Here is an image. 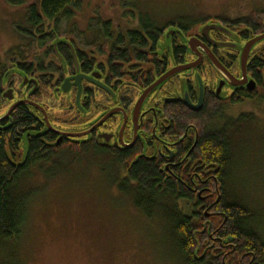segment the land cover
<instances>
[{"label":"flooded vegetation","instance_id":"obj_1","mask_svg":"<svg viewBox=\"0 0 264 264\" xmlns=\"http://www.w3.org/2000/svg\"><path fill=\"white\" fill-rule=\"evenodd\" d=\"M224 19L228 18H208L185 28L173 23L155 44L142 30L148 44L135 61H120L121 69L111 62L110 48L133 49L128 45L129 31L137 28L126 34L111 30L108 36L102 30L94 36L95 45L68 35H44L52 42L48 47L53 58L48 59L49 55H39L38 41L21 42L8 57L10 48L0 71V152L11 153L12 144H18L17 157L27 162L34 144L49 150H90L118 165L121 180L144 160L158 167L164 181L192 184L188 189L194 195H219L215 175L192 156L202 135L203 116L216 106H223L224 112L227 105L254 100L264 106V39L249 51L245 73L242 69L246 44L264 34V15L248 25ZM61 38L67 40L55 45ZM24 50L34 53L24 56ZM212 56L226 69L224 73ZM181 68L155 86L138 109L148 88ZM47 90L58 102L56 111L42 101ZM212 235L216 240L218 233Z\"/></svg>","mask_w":264,"mask_h":264},{"label":"rangeland","instance_id":"obj_2","mask_svg":"<svg viewBox=\"0 0 264 264\" xmlns=\"http://www.w3.org/2000/svg\"><path fill=\"white\" fill-rule=\"evenodd\" d=\"M41 1L25 0L22 5H14L0 0V71L6 51L12 48L15 52L21 42L27 44L26 31L31 28L28 10ZM253 11L264 12V0H82L75 16L62 20L59 36L90 43L102 33V21L109 22L114 33L126 34L140 26L141 13L150 14L157 25L164 26L182 19H236ZM35 39L39 55L44 56L52 42L47 41L43 47L39 38ZM45 57L53 58V54ZM43 93L42 101L58 110L52 90ZM59 114L63 112L57 111ZM242 115L246 120L231 134L236 166L232 175L236 178L229 194L242 196L257 213L256 225L262 233L264 106L258 100L227 105L226 119L238 120ZM80 152L61 150L55 163H48L42 170L30 168V175L22 181V191L30 195L25 224L20 239L15 241L17 250L0 245V264H185L169 238L163 217L145 215L135 206L131 193L120 189L118 166L102 153ZM179 204L183 209L193 208L187 201Z\"/></svg>","mask_w":264,"mask_h":264},{"label":"trees","instance_id":"obj_3","mask_svg":"<svg viewBox=\"0 0 264 264\" xmlns=\"http://www.w3.org/2000/svg\"><path fill=\"white\" fill-rule=\"evenodd\" d=\"M9 1L14 5L25 3V0ZM81 5L82 0H42L38 5H31L27 16V23L31 28L26 31L27 34L23 31L22 36L26 34L29 45H32L38 35L41 45L46 46L44 43H48L50 39H45L44 35L59 36L62 20L72 19ZM261 15L264 13L253 11L248 16L224 20L232 25H248L260 20ZM205 20L190 22L182 19L178 23L185 28L186 25ZM139 22L140 26L137 29L129 31L128 45L134 47L133 49L119 50L114 46L110 48L111 62L116 69L123 68L120 61L129 63L138 59L139 50L148 44L143 38L142 30L147 31L155 44L160 33L177 21L160 26L151 19L150 14L141 13ZM100 24L104 28V35H112L109 22L102 21ZM50 28L51 32H47ZM87 44L95 45L96 40ZM118 44L120 43H116ZM52 51L51 46L47 47L44 56L48 52L53 54ZM12 53L13 51L9 52L10 55ZM26 53L28 51L24 50L23 55L26 56ZM209 110L211 111L203 116L205 123L200 127L202 135L192 156L193 160L199 161V166L206 165V172L210 169L215 175L214 185H217L216 189H221L219 195H194L188 189L192 184L186 187L177 181H164L158 167L144 160L132 168L128 179H119L121 181L119 187L122 191L131 193L135 206L145 215L152 217L159 214L163 217L169 238L185 264H264V232L261 233L259 225H256L257 213L243 201L242 196L229 194L231 183L235 184L236 178L232 175L233 167L236 166L233 160L234 140L231 134L247 117L242 115L238 120L226 119L223 106ZM12 146L11 153L4 150L0 152V245H9L17 250L15 241L20 239L25 224L27 200L30 195V192L22 191V181L30 175V168L36 166L42 170L48 163H55L53 161L61 148L55 146L56 149L49 150L43 148L41 144H34L31 148L33 156L25 162L17 157L18 144ZM90 152L88 150L87 153ZM231 190L238 193L237 190ZM181 201H187L193 208L191 210L181 208L179 204ZM207 213L211 214L209 219L206 218ZM213 215L217 216L212 217ZM215 231L218 233L216 240L211 238ZM12 257L15 259L16 255L13 254Z\"/></svg>","mask_w":264,"mask_h":264},{"label":"water","instance_id":"obj_4","mask_svg":"<svg viewBox=\"0 0 264 264\" xmlns=\"http://www.w3.org/2000/svg\"><path fill=\"white\" fill-rule=\"evenodd\" d=\"M205 28L206 27H209V24H207V26L205 25L204 26ZM264 39V34L262 35H259L253 39H251L247 44H246V47L244 49V52H243V56H242V69L245 73L246 71V63H247V57H248V54H249V51L252 49V47L261 42L262 40ZM66 39L64 38H61V39H57L54 44L56 45L58 43V41H61V42H65ZM192 43V42H190ZM212 61L214 63V65L219 69L221 70L223 73L225 72L224 70H226L223 65L215 58L212 56ZM183 68L181 69H177V70H171L169 71L167 74L163 75L156 83H154L150 88H148L144 95L141 97V99L139 100L138 104H137V107L138 109L141 107L145 97L149 94V92L155 87L157 86L158 84H160L161 82H163L164 80H166L168 77H170L172 74H174L175 72L179 71V70H182ZM188 105H191L190 103L187 102ZM195 109H198V107H195Z\"/></svg>","mask_w":264,"mask_h":264}]
</instances>
